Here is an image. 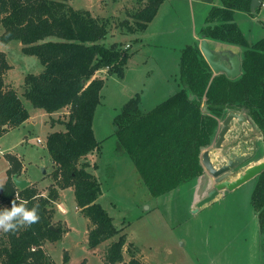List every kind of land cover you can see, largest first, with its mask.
Returning <instances> with one entry per match:
<instances>
[{"label":"trees","instance_id":"trees-1","mask_svg":"<svg viewBox=\"0 0 264 264\" xmlns=\"http://www.w3.org/2000/svg\"><path fill=\"white\" fill-rule=\"evenodd\" d=\"M165 1L149 0L133 15L134 22L124 21L119 28L127 34L145 32ZM251 2L221 0L218 6H211L199 30L201 38L243 50L240 76L214 75L198 43L186 44L180 58L178 91L150 111L143 110L141 96L136 95L115 116L117 152L133 161L150 195H168L203 174L201 155L215 143L221 121L229 112H244L264 142V37L250 41L237 19L240 13L258 18L262 7L252 13ZM0 25L4 27L2 42H19L22 52L36 56L43 66L39 75L26 76L24 97L34 108L50 114L68 109L67 120L60 121L65 129L50 133L46 142L56 169L48 196L35 186L21 190L15 185L12 179L19 176L22 165L9 156L14 165L0 189V204L8 209L13 204L35 206L39 219L0 237V264H54L45 244L64 235L62 226L53 224L54 204L68 188L74 190L77 207L90 221L89 248L119 236L107 247L105 263L124 261L127 237L98 202L101 184L89 171L87 158L102 149L93 122L105 80L96 74L107 70L111 76L124 78L130 53L123 44H107L108 20L73 8L70 0H0ZM11 68L7 55L0 52V138L31 116L17 91L6 86ZM252 207L264 235V171L257 178ZM261 247L264 250V242ZM129 251V264H143L137 258L138 250Z\"/></svg>","mask_w":264,"mask_h":264},{"label":"rangeland","instance_id":"rangeland-1","mask_svg":"<svg viewBox=\"0 0 264 264\" xmlns=\"http://www.w3.org/2000/svg\"><path fill=\"white\" fill-rule=\"evenodd\" d=\"M148 1L70 2L73 8L89 11L96 18L108 20L110 36L107 44H123L124 50L130 53L124 78L111 76L107 70L96 74L105 80L93 122L102 149L93 154L95 157L91 155L87 158L91 164L89 171L101 184L98 202L112 216L121 234L127 237L124 261L117 264H129V250L135 249L138 250V260L143 264H263L264 250L261 260L258 251L264 242V235L258 233L252 207L255 183L242 185L243 189L239 188L235 195L230 194L233 191L224 190L220 196L226 193L228 198L219 202L218 197L196 212L193 211L196 209V190L204 178V168L203 174L195 181L186 183L168 195L154 197L149 194L133 161L124 153L117 152L118 143L113 135L116 130L114 115L120 113L130 98L136 95L144 99V111L152 110L173 95L178 87L172 75H180V54L186 44H191L194 36V16L187 12V0H169L158 14L159 17L143 33L127 34L125 30L122 31L120 24L124 21L134 22L133 15L143 9ZM259 13L258 18L251 21L244 20V17L238 18L250 41L264 37V7ZM165 14L170 17L176 14L177 17L170 24H160ZM3 31L4 27L0 25V36ZM196 42L199 47L200 39ZM211 45L213 50H220L215 43ZM22 49L23 45L19 42L4 43L0 38V52L7 55L12 67L5 77L6 86L17 91L31 115L22 126L10 130L0 140V189L9 180L8 170L14 165L9 163L11 156L22 165L17 177L30 181L42 195L48 196L50 187L55 184L52 176L56 169L46 142L50 133L65 129L60 121L67 120L68 109L50 114L44 109L34 108L24 97L26 76L39 75L43 66L36 56L25 55ZM232 130L236 131L234 125ZM218 155L222 153H211L215 163L219 160ZM221 158L225 159L223 155ZM231 176L236 179L239 175L233 173ZM59 198L54 204L53 224L62 226L65 232L59 241L45 244V251L53 263L106 264V249L119 236L100 244L96 249H90V221L77 207L74 190H62ZM5 208L0 204V210ZM4 234L5 231L0 229V237Z\"/></svg>","mask_w":264,"mask_h":264},{"label":"water","instance_id":"water-1","mask_svg":"<svg viewBox=\"0 0 264 264\" xmlns=\"http://www.w3.org/2000/svg\"><path fill=\"white\" fill-rule=\"evenodd\" d=\"M202 1L211 6L215 5V0ZM263 4L264 0H252L251 12H256V10L262 7ZM199 49L209 67L212 68L214 75L217 76L224 73L231 79H236L241 75V56L239 54H235L231 50H213L210 42L206 38L201 39ZM193 98V96H190L191 100H193ZM246 124L249 128H252V124L244 112H229L221 121V126L217 133L215 143L211 148L204 150L201 155V163L206 171L203 180L205 181V187L208 190H205L204 196L196 202V209L193 211L197 212L199 209L205 207V205H209L215 201L224 190L235 191L242 185L256 180L264 171V161L257 162V164L254 165H247L248 161L253 158L251 157L253 152L249 150V146L246 143L243 144V147H241L243 149L239 152L237 148H232L230 155H227L225 159L221 158L222 155H218L219 160L217 163H215L211 157L213 150L221 154L228 141L227 137L232 132L233 125L242 131ZM235 137L238 139L237 136ZM240 170L242 171L239 173ZM233 173H238L239 176L236 179H232L231 175ZM12 180L21 190H25V188L30 186L29 181L25 179L21 180L17 176H14ZM51 229H54V227L52 226Z\"/></svg>","mask_w":264,"mask_h":264},{"label":"crops","instance_id":"crops-1","mask_svg":"<svg viewBox=\"0 0 264 264\" xmlns=\"http://www.w3.org/2000/svg\"><path fill=\"white\" fill-rule=\"evenodd\" d=\"M70 2H71V0H70ZM167 2H169V0H166L165 2H164V4L162 5V7L159 9V11H158V13H157V17L156 18H158L159 17V15L158 14H160L161 12H162V10H163V8H164V6H165V4L167 3ZM186 3H187V12L189 13V15H191V16H194V19H193V21H194V23H195V25H194V28H193V33H194V36L192 37L193 39L190 41L191 42V44L192 43H194V42H196L197 40H199L200 39V41H201V37H200V33H199V30H200V28L204 25V23H205V20H206V16H207V13L209 12V10H210V8H211V5H208V4H205L202 0H199V1H195V0H187L186 1ZM219 4H221V2L220 3H218V2H216L215 1V5L216 6H218ZM262 7H264V5L262 6ZM175 16L173 17H170L169 16V14L168 15H166L165 14V17H164V19H162L161 20V23L160 24H170V21L172 20V19H175L176 17H177V15L176 14H174ZM239 17H244V20H254V19H256V18H254V19H252L251 17H249L248 15H245V14H239V16H238V18ZM155 18V19H156ZM237 18V19H238ZM154 19V20H155ZM153 20V21H154ZM152 21V22H153ZM151 22V23H152ZM238 22L240 23V21L238 20ZM150 23V24H151ZM149 26V25H148ZM209 42H210V45L212 44V43H215L216 45H218V47L219 48H217L218 50L219 49H222V50H231V51H233L235 54H239L240 56H241V54H242V52H243V50L239 47V46H231V45H227V44H224V43H220V42H218V43H216V42H212V41H210V40H208ZM212 46V45H211ZM180 58H181V54H180ZM177 62H178V64H179V61L177 60ZM177 67H178V65H177ZM173 76V78H174V81H175V86L176 87H178V82H177V79H178V74H175V75H172ZM178 89H179V87H178ZM178 89H177V91H178ZM176 91V92H177ZM175 92V93H176ZM174 93V94H175ZM141 102H142V104H141V106L143 105V102H144V99L143 98H141ZM143 107V106H142ZM146 111V110H145ZM118 114V113H117ZM116 115H114V117H115ZM251 123V122H250ZM95 127H94V132H95ZM115 131V130H114ZM236 131H237V129H236ZM236 131L234 130H232V132L228 135V137H227V140L228 141H231L232 140V137L234 138V134L236 133ZM239 133H240V131H239ZM255 133V131H254V128H248V129H246V131H245V133H244V135H243V137H242V139H243V142L244 143H246V144H248V146H249V150L250 151H252L253 149H255V148H257V146L259 145L260 147H261V149L262 148H264V142H263V139H261V135L258 133V134H254ZM97 133L95 132V136L97 137V135H96ZM254 135V137H252ZM5 136V135H4ZM246 139H245V138ZM3 137H1L0 138V140L2 139ZM227 141V142H228ZM227 144V143H226ZM264 153V152H263ZM91 156V155H90ZM93 157H95L94 155H93ZM261 159H264V154H261V155H258V158L257 159H255L254 160V162L251 164V165H254V164H257V162L258 161H260ZM22 172H23V169H22ZM23 175V174H22ZM26 180V179H25ZM28 181V180H27ZM202 181H204V180H202ZM200 182V183H203V182ZM254 181H256V182H254ZM30 182V181H29ZM251 183H255V186H256V183H257V179L256 180H253V181H250V182H248V185L249 184H251ZM245 185V184H244ZM30 186H33L32 185V183L30 182ZM243 187L244 186H242V187H240V189H243ZM240 189H236L235 191H233V192H231L230 194H232V195H235V193L237 194V192L240 190ZM206 190H208V189H206ZM199 194V193H198ZM204 194L205 193H203V195L201 194H199V196L197 195L196 197V199H197V201L202 197V196H204ZM226 195V193H224V194H222V196H219V199L217 200V201H222L223 199H225V198H228V196H225ZM196 201V202H197ZM218 202V203H219ZM59 206V205H58ZM59 208H60V206H59ZM254 211V210H253ZM254 214H255V220H256V222H257V226H258V233H259V235H262L261 234V229H259V221H258V217H259V215H258V213L255 211L254 212ZM259 240H261L260 238H259ZM260 243V242H259ZM258 253H259V256H260V260H261V256H262V247H261V245H260V247H259V251H258ZM262 264V263H261Z\"/></svg>","mask_w":264,"mask_h":264},{"label":"clouds","instance_id":"clouds-1","mask_svg":"<svg viewBox=\"0 0 264 264\" xmlns=\"http://www.w3.org/2000/svg\"><path fill=\"white\" fill-rule=\"evenodd\" d=\"M39 219L37 208L13 204L10 209L0 210V229L15 231L20 225H30Z\"/></svg>","mask_w":264,"mask_h":264},{"label":"flooded vegetation","instance_id":"flooded-vegetation-1","mask_svg":"<svg viewBox=\"0 0 264 264\" xmlns=\"http://www.w3.org/2000/svg\"><path fill=\"white\" fill-rule=\"evenodd\" d=\"M252 124V123H251ZM249 127H248V125L246 124L244 127H243V130L242 131H240L239 130V128H236L237 129V132L234 134V138L232 137V140L231 141H228L227 142V144H225V146H224V149L222 150V155L224 156V158L227 156V155H230V152H231V149L232 148H237V150H238V152L241 150V149H243V148H241V147H243V144H245L244 142H243V139H242V137H243V135H244V133H245V131H246V129H248ZM252 128H253V124H252ZM239 131H240V133H239ZM235 136H237V138L238 139H236V137ZM242 145V146H241ZM211 148V147H210ZM260 146L258 145L257 146V148H255V149H253L251 152H253L252 153V155H251V157H253L252 159H255L259 154H260ZM214 151V150H213ZM203 183H199V185H198V187H197V190H196V194L199 196V194L201 195H203V193L205 192V190L207 189L206 187H205V185H206V183H205V181H202ZM206 188V189H205ZM199 193V194H198Z\"/></svg>","mask_w":264,"mask_h":264}]
</instances>
